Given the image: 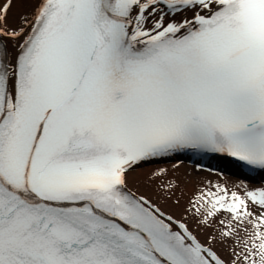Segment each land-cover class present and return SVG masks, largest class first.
Instances as JSON below:
<instances>
[{"label": "snow or ice", "instance_id": "snow-or-ice-1", "mask_svg": "<svg viewBox=\"0 0 264 264\" xmlns=\"http://www.w3.org/2000/svg\"><path fill=\"white\" fill-rule=\"evenodd\" d=\"M0 0V264H264V0ZM147 183L169 213L131 186ZM179 192V196L177 193Z\"/></svg>", "mask_w": 264, "mask_h": 264}, {"label": "bare ground", "instance_id": "bare-ground-1", "mask_svg": "<svg viewBox=\"0 0 264 264\" xmlns=\"http://www.w3.org/2000/svg\"><path fill=\"white\" fill-rule=\"evenodd\" d=\"M32 7V0H22V2L18 3L17 6L13 9V20H16L21 13L31 11ZM172 163H175V161H167L162 165H144L141 168H138L131 174V186H133L134 190L139 189L142 193L152 196L153 199H156L169 213L180 215V213L182 212L183 204L187 202V195L181 197L182 205L180 207H176L172 203V201H165L162 196L157 194L154 191V188L150 186L146 180V176L152 168L157 166H170ZM221 170L223 172V175L216 176L213 173H209L208 171H196L195 165L184 162L178 172V176L181 181V188L185 193L190 194L198 185V183L205 179H219L222 181H227L229 183L239 182L240 180L244 179L242 177L240 178L239 176H235V174H232L226 169ZM246 182L251 184L252 186H259L260 184H262H254L248 180H246ZM177 196H179V192L177 193Z\"/></svg>", "mask_w": 264, "mask_h": 264}]
</instances>
